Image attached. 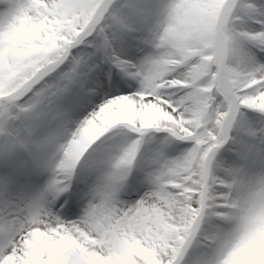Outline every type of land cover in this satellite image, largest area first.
Returning <instances> with one entry per match:
<instances>
[{"label": "snow or ice", "instance_id": "6c2138e0", "mask_svg": "<svg viewBox=\"0 0 264 264\" xmlns=\"http://www.w3.org/2000/svg\"><path fill=\"white\" fill-rule=\"evenodd\" d=\"M0 264H264V0H0Z\"/></svg>", "mask_w": 264, "mask_h": 264}]
</instances>
